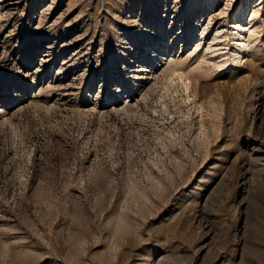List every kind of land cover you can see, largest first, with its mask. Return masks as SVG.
<instances>
[{
  "label": "rangeland",
  "instance_id": "obj_1",
  "mask_svg": "<svg viewBox=\"0 0 264 264\" xmlns=\"http://www.w3.org/2000/svg\"><path fill=\"white\" fill-rule=\"evenodd\" d=\"M202 4L0 0V264H264V0ZM252 6V50L192 73L202 112L160 71L146 103L103 109L149 33L187 30V58Z\"/></svg>",
  "mask_w": 264,
  "mask_h": 264
},
{
  "label": "bare ground",
  "instance_id": "obj_2",
  "mask_svg": "<svg viewBox=\"0 0 264 264\" xmlns=\"http://www.w3.org/2000/svg\"><path fill=\"white\" fill-rule=\"evenodd\" d=\"M217 1L218 0H203L202 6L203 8L206 6L210 7L213 6ZM228 4L229 6H232L231 2ZM2 11L3 10H0V13ZM245 11L246 9H242L241 11H237L236 9H227L225 12H223L225 24L226 22H229L230 24V22L237 20V22L239 21L238 25L235 24L233 31L231 32L222 30V24L224 22L221 23L220 27L210 33H208L207 28H204L201 33V39L195 46L194 51H191L187 58H183V53L179 55L173 54L177 43L186 40L185 34L187 30L183 29L180 31L178 36H175V34H171L172 27L170 26V28L165 30L164 33L161 30L160 33L156 32L152 35L149 33L148 37L150 41L145 43V45H147L145 47L146 51L144 53L140 50L136 51V58L132 57V59L135 60L136 66H131L129 63L125 65L126 71L128 72V75H130L128 78L129 85H127V82H124L126 78L123 76V80L115 85L116 89L113 95L114 97L112 98V102L108 104V106L105 105L103 109H110V114L113 112V114L125 113L127 115L129 108L133 106V104L137 106L141 102L146 103L149 100L152 89L157 83L158 76L156 71H160L163 77L161 78L162 88L164 90H162L163 92L167 93L174 88H179L183 94V103H189L190 105H193V108L197 113L201 111L203 109L202 104L195 101L196 93L191 89L193 82H197V78L192 76V73L193 71L203 70L204 72L211 74L216 69L221 70L231 68L233 65L240 63L243 57L252 50V36L254 35L255 29L257 28L256 25L258 23L259 10L252 6L249 11ZM200 21H203V17ZM204 23H202L203 27L205 26ZM210 23L211 21L208 20L207 26H209ZM159 24L163 27V20H161ZM158 34H160L159 37L153 38ZM0 40L3 39L0 38ZM165 44L166 48L164 47ZM167 47L168 50L165 52ZM5 48V43H2V46L0 47V57L4 55ZM126 56L127 55H124L123 57ZM191 60H194L196 65L195 67H188L186 70V63ZM152 70L154 71L152 72ZM26 73L28 74L27 70ZM33 73L31 74L34 79L31 83L34 86L38 78L36 73ZM29 76L32 77L31 75ZM15 94L18 95V97L15 98L13 102H11L12 98L8 100V104L10 105L9 107L16 104L21 99V96L18 92ZM124 94L126 95L125 98L123 97ZM1 95L2 93H0V97L3 99L8 97ZM12 95L15 96L14 94ZM209 103L212 104V110L215 115L217 109L212 102Z\"/></svg>",
  "mask_w": 264,
  "mask_h": 264
}]
</instances>
